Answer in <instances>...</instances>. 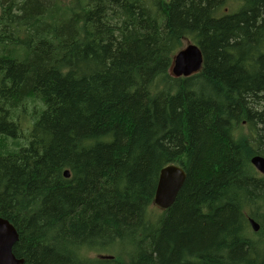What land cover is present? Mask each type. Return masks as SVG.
<instances>
[{
	"label": "trees",
	"instance_id": "obj_1",
	"mask_svg": "<svg viewBox=\"0 0 264 264\" xmlns=\"http://www.w3.org/2000/svg\"><path fill=\"white\" fill-rule=\"evenodd\" d=\"M184 39L202 70L174 78ZM255 156L264 0H0V218L23 264H264Z\"/></svg>",
	"mask_w": 264,
	"mask_h": 264
},
{
	"label": "water",
	"instance_id": "obj_2",
	"mask_svg": "<svg viewBox=\"0 0 264 264\" xmlns=\"http://www.w3.org/2000/svg\"><path fill=\"white\" fill-rule=\"evenodd\" d=\"M197 46L189 45L186 49L178 52L172 62L173 72L197 73L202 67V56ZM251 165L264 175V159L257 157L252 160ZM184 174L176 167L164 168L158 177L155 188L154 204L159 208H168L174 202L176 194L184 182ZM251 224H254L251 222ZM257 230L256 226H253ZM16 242L14 229L5 220L0 219V264H23L22 260L12 255V248Z\"/></svg>",
	"mask_w": 264,
	"mask_h": 264
},
{
	"label": "rangeland",
	"instance_id": "obj_3",
	"mask_svg": "<svg viewBox=\"0 0 264 264\" xmlns=\"http://www.w3.org/2000/svg\"><path fill=\"white\" fill-rule=\"evenodd\" d=\"M68 1L69 0H60V2H62V3H67ZM236 7H237V3H235V4L234 3H228V4H226V6L223 9H226L227 10V13H230V12L234 11L236 9ZM188 43H189V41L185 40L184 41V46L187 45ZM28 118H29L28 116L25 117V118H23V121L28 120ZM25 127H26V125H25ZM242 133L244 134V136H248L249 135L248 134V129L246 127L242 130ZM21 143H22V141H21ZM261 206L262 207H258L257 206L253 210L247 209L245 211L246 218L247 217H252V215H258V214H260L263 217L264 216V202L261 203ZM156 208L157 207L154 206L155 213L161 212V210L159 208H157V209ZM150 210H153V208L151 207ZM257 221L259 222L260 225L264 223V219L257 220ZM249 229H250V233H252L251 228H249ZM246 232L249 234L248 230H246ZM263 232H264V230H263ZM249 236H251V235L249 234Z\"/></svg>",
	"mask_w": 264,
	"mask_h": 264
},
{
	"label": "bare ground",
	"instance_id": "obj_4",
	"mask_svg": "<svg viewBox=\"0 0 264 264\" xmlns=\"http://www.w3.org/2000/svg\"><path fill=\"white\" fill-rule=\"evenodd\" d=\"M200 55L202 56V54H201V52H200ZM202 63H203V60H202ZM170 74L172 75V77H174V78H180V77H183V78H187V77H189V76H192V75H194V74H191V72H181V73H176V72H173L172 71V69L170 68ZM235 127V126H234ZM231 129V128H230ZM236 129V128H235ZM234 130V129H233ZM237 130V129H236ZM232 131V130H231ZM242 131V130H241ZM234 132V131H233ZM240 132V131H239ZM239 136H241V135H239ZM237 137H238V135H237ZM239 138V137H238ZM238 140V139H237ZM257 157H260V156H255V157H253L251 160H250V164H251V162H252V160L253 159H255V158H257ZM260 158H262V157H260ZM264 159V158H263ZM252 166V165H251ZM181 169V168H180ZM181 171H182V173L184 174V178L186 177L185 176V173H184V171L181 169ZM161 172V171H160ZM64 177L65 178H69V174H68V172L67 171H65L64 172ZM184 181H185V179H184ZM183 184H184V182L182 183V185H181V187H180V189L182 188V186H183ZM180 189L178 190V192H177V194H176V197H177V195H178V193H179V191H180ZM176 197H175V199H176ZM175 199H174V201H175ZM253 200V199H252ZM260 200V199H259ZM256 201V200H255ZM174 203V202H173ZM173 203H172V205H173ZM257 203V202H256ZM153 205L155 206V204H154V201H153ZM171 205V206H172ZM171 206H169L168 208H159L160 210H163V211H165V210H168ZM156 207V206H155ZM259 216V215H258ZM152 220V219H151ZM5 221H7V220H5ZM8 222V221H7ZM251 222H253L254 224H256L257 226H258V229H259V225H258V223L257 222H255V221H253V220H251V218H250V223ZM9 223V222H8ZM250 223H249V225H250ZM9 225L12 227V225L9 223ZM251 227V226H250ZM13 228V227H12ZM14 229V228H13ZM14 231H15V229H14ZM253 231V230H252ZM259 231V230H258ZM257 231V232H258ZM254 233H257V232H255V231H253ZM15 233H16V231H15ZM242 234V233H241ZM247 235V234H246ZM243 236V235H242ZM250 237V236H249ZM17 240H18V234L16 233V242H17ZM15 242V243H16ZM17 259V258H16ZM102 259H104V258H102ZM105 259H107V258H105ZM19 260H22V259H19ZM23 261V260H22Z\"/></svg>",
	"mask_w": 264,
	"mask_h": 264
}]
</instances>
